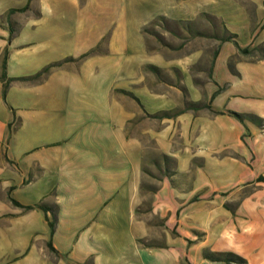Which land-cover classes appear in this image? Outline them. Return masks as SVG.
I'll use <instances>...</instances> for the list:
<instances>
[{
    "label": "crops",
    "instance_id": "0c3cea01",
    "mask_svg": "<svg viewBox=\"0 0 264 264\" xmlns=\"http://www.w3.org/2000/svg\"><path fill=\"white\" fill-rule=\"evenodd\" d=\"M238 2L0 0V264H264V2ZM142 10L202 45L147 49Z\"/></svg>",
    "mask_w": 264,
    "mask_h": 264
},
{
    "label": "rangeland",
    "instance_id": "374dc122",
    "mask_svg": "<svg viewBox=\"0 0 264 264\" xmlns=\"http://www.w3.org/2000/svg\"><path fill=\"white\" fill-rule=\"evenodd\" d=\"M261 2H264V0H261ZM204 3H205V7H204L205 10L204 13L202 12L201 14L204 21L209 23L211 22V19L208 17V12L216 14L219 11L224 13L223 17L225 16L226 19L229 18L228 15L231 13L230 16L231 18L229 20L230 23L240 21V18H234L235 15H237L241 6L239 5L240 3L238 2V0H204ZM147 8L148 7H145L146 10H148ZM144 10L133 12V16H131V20H130L131 26L132 25L134 26L135 23L136 24L139 23V21H143L145 14L148 13L147 11L145 12ZM245 14L247 16L246 17L247 21H249L250 16L248 14V11H246ZM211 16L213 15L211 14ZM150 19L151 18L143 21L138 28L139 34L146 38L144 43L147 49H155V48L159 49V47H162V49L165 50L166 49L165 47L168 48L170 47L172 50L174 51L176 50V52L180 53L179 50H187V48L193 49V47L202 45V43L197 42V40H199L197 36L200 35L195 34V31L201 32L202 29L207 30V28L206 29L202 28L201 22L197 21L185 25L184 23L176 24L160 17L154 18L153 20ZM143 27H145L144 30ZM214 28H216L217 30L219 29L218 26ZM89 29H90L89 34L87 33L88 31L87 28L82 29L81 32L79 33L80 36H77V39H74L75 35H72L70 32L64 34V41H65L64 47L68 49L71 45L72 40H75L74 46L76 48H79L80 51L74 56L67 53L61 59L56 60L55 65L62 63H64L65 65H71V64L79 65L80 63L84 62L87 58H89V56L96 53L97 54L100 53V50L102 46L105 44L106 38L109 35V33L112 31V28L106 26H98V27H90ZM131 29H133V27L129 28V30L132 32ZM73 30L75 31L76 29H72V31ZM212 30L213 28L210 27L211 34H212ZM215 32L219 33L218 31ZM170 36H177V40L175 38H170ZM121 42H122L121 37L120 36L117 37L116 44L119 45ZM147 69L149 70L150 68L146 67V70ZM168 77L169 76H167V78ZM194 79L195 82L199 81V79H197L196 77H194ZM107 81L108 79H105L103 82H107ZM146 193L148 192L146 191Z\"/></svg>",
    "mask_w": 264,
    "mask_h": 264
},
{
    "label": "trees",
    "instance_id": "16d2710c",
    "mask_svg": "<svg viewBox=\"0 0 264 264\" xmlns=\"http://www.w3.org/2000/svg\"><path fill=\"white\" fill-rule=\"evenodd\" d=\"M145 29V27H143V30ZM242 51H244V50H242ZM50 67V65L49 66H45L43 69H41L39 72H37V73H35L34 75H33V77L34 76H38L40 73H42V72H45V71H47V69ZM6 85V83L4 84V86ZM161 114L162 115H167L168 114V112H161ZM223 259L224 260H230V261H235L236 263H243L244 262V260L241 258V257H239V256H237V255H234V254H228V253H226L225 255H223Z\"/></svg>",
    "mask_w": 264,
    "mask_h": 264
}]
</instances>
